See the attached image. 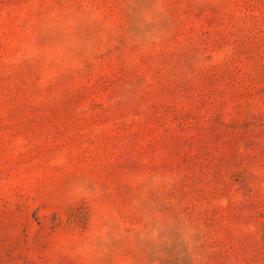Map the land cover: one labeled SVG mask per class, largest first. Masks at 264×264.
Listing matches in <instances>:
<instances>
[{
    "label": "rangeland",
    "instance_id": "374dc122",
    "mask_svg": "<svg viewBox=\"0 0 264 264\" xmlns=\"http://www.w3.org/2000/svg\"><path fill=\"white\" fill-rule=\"evenodd\" d=\"M0 264H264V0H0Z\"/></svg>",
    "mask_w": 264,
    "mask_h": 264
}]
</instances>
